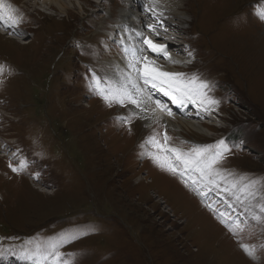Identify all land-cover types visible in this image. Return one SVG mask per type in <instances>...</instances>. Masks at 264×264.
I'll list each match as a JSON object with an SVG mask.
<instances>
[{"label": "rangeland", "instance_id": "rangeland-1", "mask_svg": "<svg viewBox=\"0 0 264 264\" xmlns=\"http://www.w3.org/2000/svg\"><path fill=\"white\" fill-rule=\"evenodd\" d=\"M11 1L23 6L24 33L21 40L0 34V118L9 121L0 134L14 138L12 147L24 149V158L32 160V152H40L46 159L28 163L27 168L36 167L29 180L0 160V264H34L25 254L65 236L76 237L59 249L72 264H255L264 259V224L252 220L238 203L245 220L239 221L243 231L234 235L213 211L191 200L185 177L152 160L147 176L136 159V145L145 132L132 120L123 127L133 134L120 127L118 133L109 122L114 110L85 94L86 80L108 68L101 31L117 19L105 15L110 7L121 8L120 3L78 0L84 9L72 10V2L61 14L42 1ZM218 1L206 0L198 13L195 5H187L186 15L196 19L191 28L201 34L191 44L195 51L215 54L211 70L236 100L219 123L208 127L209 135L180 132L212 145L213 138L229 137L235 128L232 141L224 142L229 152L218 167L232 174L229 179L259 182L264 179V31L237 33L242 21L237 10L245 13L243 4L253 0ZM201 12L204 24L198 22ZM231 13L236 18L225 24L229 30H215ZM105 48L114 50L113 42L106 41ZM87 67L97 69L89 73ZM167 135L171 146L191 150ZM236 141L237 148L247 146V156L235 148ZM34 178L39 184L32 183ZM256 189L249 206L260 215L264 191ZM241 244L256 249L255 263L245 260Z\"/></svg>", "mask_w": 264, "mask_h": 264}, {"label": "snow or ice", "instance_id": "snow-or-ice-1", "mask_svg": "<svg viewBox=\"0 0 264 264\" xmlns=\"http://www.w3.org/2000/svg\"><path fill=\"white\" fill-rule=\"evenodd\" d=\"M158 3L159 0H152V3L145 8L146 12L151 13L154 21L147 24L146 27L148 31L156 36L160 35L157 31V25L161 23L160 18L163 16L162 11H157L156 5ZM256 11L258 17L264 19V5H258ZM0 23H3L6 28L15 27L21 23V18L9 11L2 0H0ZM135 36L139 38V44L146 47L132 44L124 49L127 68L130 71L121 72L119 82L109 81L105 87L101 85V79L93 74L97 93L109 107L115 103L121 106L132 105L139 110V112L133 111L131 115L120 118L121 122L130 125L134 117L145 114L142 116L143 119H151L159 123L162 115L169 117L174 115L172 109L166 103L159 99L153 100L152 95L147 90L149 85L152 89H159L160 92H163L171 100V103L178 108L191 104L197 108L198 115L200 112L210 115L213 108L219 104V101L209 95L211 85L196 74L189 75L184 72L165 70L147 52L150 51L157 57H163L170 63H179L169 55L167 45L144 36L142 31L136 32ZM188 55L191 56V52ZM0 71H3L2 66H0ZM140 81L143 82L144 86H141ZM160 137V133H154L147 138L143 146L146 149L143 154H146L157 166L173 175H179L181 178L188 175L189 179H192V174L198 173V179H192V186L201 195L204 194L201 188L211 190L213 187L220 188L223 184V191L242 205L244 211L251 216L252 220L264 224V203L258 205L260 215L252 211L249 206L251 201L256 199V185L258 182L246 180L244 177L239 180L229 179L232 174L218 167L225 154L229 152V148L223 140L212 145H196L190 151L185 152L179 147L170 145L169 142L172 138L167 135L166 128L162 139ZM149 147L154 150H148ZM8 166L13 172L18 173L27 168L28 161L21 159L17 166H13L12 163H9ZM261 199H264V197ZM245 201L248 204H245ZM208 207L211 208L212 205H208ZM219 216L221 222L225 223L234 235L243 231L238 220H233L232 224H227V220L232 219L227 213L219 212ZM75 238L74 236H65L59 240H49L43 248L40 244H37L35 252L25 254L26 258L34 259V264H72V261L66 259L59 249L64 243ZM241 247L248 256L256 258L254 247L245 244H241ZM261 247H264V245ZM2 254L0 252V255Z\"/></svg>", "mask_w": 264, "mask_h": 264}, {"label": "bare ground", "instance_id": "bare-ground-1", "mask_svg": "<svg viewBox=\"0 0 264 264\" xmlns=\"http://www.w3.org/2000/svg\"><path fill=\"white\" fill-rule=\"evenodd\" d=\"M31 1V0H29ZM34 1V0H33ZM38 1H42V3L46 6H49L50 7H54L56 8V10H58L61 14L67 12V9L71 6H69V3L72 4V2H75V4H72V10H75L73 9V7L77 8L79 11H81L83 8V6L81 4L78 3V0H38ZM66 1V2H65ZM77 1V3H76ZM87 1V0H86ZM169 2V6L171 8L175 7L176 6V0H167ZM89 3V2H88ZM97 4V3H96ZM76 5V6H75ZM187 7V6H186ZM189 8V7H188ZM70 12V10L68 11ZM106 16V15H105ZM119 16L125 18L126 17V10L125 8L122 9L120 8V14ZM192 18V17H191ZM190 18V19H191ZM121 22H124V20H120V23ZM101 26V25H100ZM120 37L121 39L123 38V33H120ZM209 37V36H208ZM213 40V39H212ZM120 42H122L120 40ZM239 42V41H238ZM240 43V42H239ZM238 43V44H239ZM116 58V57H114ZM228 61V60H227ZM230 61V60H229ZM106 63V62H105ZM182 64L181 61H179V63H176V64H173V63H170L169 61H166L165 63V68L170 70V71H174L178 66H180ZM227 64V63H226ZM230 64V63H229ZM234 65V64H233ZM239 65V64H238ZM233 69V68H232ZM236 69V68H235ZM236 71V70H235ZM244 74V73H243ZM243 77V76H242ZM88 112H86V118L88 117ZM1 120V119H0ZM151 122H153V120L149 119ZM216 120V119H215ZM166 123L168 124L169 127L173 128L177 133L178 135H181L179 134L180 131H185V132H189L191 131L192 133L194 134H197V135H200V136H207L209 135V129L207 125H204V124H200V123H197L196 121L192 120H188V121H182V120H168L166 121ZM215 126V124H212L211 127ZM12 156V154L10 155V157ZM13 157V156H12ZM40 188V187H39ZM193 222V221H192ZM250 257V256H249ZM251 260L253 261H256L257 259L255 258H252L250 257Z\"/></svg>", "mask_w": 264, "mask_h": 264}]
</instances>
